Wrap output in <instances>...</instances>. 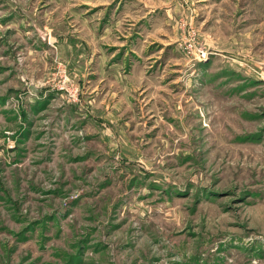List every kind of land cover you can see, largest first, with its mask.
<instances>
[{
	"label": "rangeland",
	"instance_id": "374dc122",
	"mask_svg": "<svg viewBox=\"0 0 264 264\" xmlns=\"http://www.w3.org/2000/svg\"><path fill=\"white\" fill-rule=\"evenodd\" d=\"M0 264H264V0H0Z\"/></svg>",
	"mask_w": 264,
	"mask_h": 264
},
{
	"label": "built area",
	"instance_id": "2783aa9c",
	"mask_svg": "<svg viewBox=\"0 0 264 264\" xmlns=\"http://www.w3.org/2000/svg\"><path fill=\"white\" fill-rule=\"evenodd\" d=\"M187 43L189 44V53H191L193 55V57L196 59H201V58H204L205 55H206V52L204 49L201 48V46H199L198 44V47H196V43L194 42V39L192 38H189L187 40Z\"/></svg>",
	"mask_w": 264,
	"mask_h": 264
},
{
	"label": "crops",
	"instance_id": "0c3cea01",
	"mask_svg": "<svg viewBox=\"0 0 264 264\" xmlns=\"http://www.w3.org/2000/svg\"><path fill=\"white\" fill-rule=\"evenodd\" d=\"M121 3H122V2H121ZM121 3H120V2H118L116 6L118 7V5H120Z\"/></svg>",
	"mask_w": 264,
	"mask_h": 264
}]
</instances>
